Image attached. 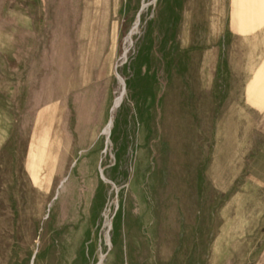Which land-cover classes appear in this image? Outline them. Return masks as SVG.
<instances>
[{
    "label": "rangeland",
    "instance_id": "374dc122",
    "mask_svg": "<svg viewBox=\"0 0 264 264\" xmlns=\"http://www.w3.org/2000/svg\"><path fill=\"white\" fill-rule=\"evenodd\" d=\"M248 4L0 0V264H264Z\"/></svg>",
    "mask_w": 264,
    "mask_h": 264
},
{
    "label": "crops",
    "instance_id": "0c3cea01",
    "mask_svg": "<svg viewBox=\"0 0 264 264\" xmlns=\"http://www.w3.org/2000/svg\"><path fill=\"white\" fill-rule=\"evenodd\" d=\"M238 1L249 4L242 5L238 13L232 11L223 39L226 44H237L239 81L246 88V97L259 99L257 112L264 114V0ZM252 2L261 8L252 9Z\"/></svg>",
    "mask_w": 264,
    "mask_h": 264
},
{
    "label": "bare ground",
    "instance_id": "6f19581e",
    "mask_svg": "<svg viewBox=\"0 0 264 264\" xmlns=\"http://www.w3.org/2000/svg\"><path fill=\"white\" fill-rule=\"evenodd\" d=\"M143 7V6H142ZM141 12V11H140ZM140 12L137 14V16H136V18H135V21H134V24H133V26H132V28L130 29V32L128 33V35H127V37H126V41L128 42V44H130V42H131V37H132V35L133 34H135L136 32H137V29H138V24H139V15H140ZM120 80V83H122V81H121V79H119ZM120 99L121 98H119V99H117L116 101H115V106L114 107H117L118 105H119V103H120ZM111 127H112V121L110 120L108 123H107V125H106V127L103 129V131H102V135L106 138V139H108L109 137H110V134H111ZM108 142V141H107ZM108 242V241H107ZM107 245H109V244H107ZM102 259V257H100V259H99V262H100V260Z\"/></svg>",
    "mask_w": 264,
    "mask_h": 264
}]
</instances>
